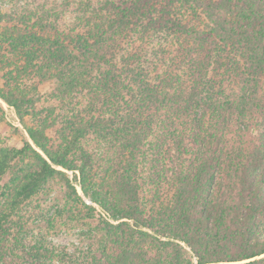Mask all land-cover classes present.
I'll list each match as a JSON object with an SVG mask.
<instances>
[{"label":"trees","instance_id":"obj_1","mask_svg":"<svg viewBox=\"0 0 264 264\" xmlns=\"http://www.w3.org/2000/svg\"><path fill=\"white\" fill-rule=\"evenodd\" d=\"M0 99V264L56 256L40 220L86 264H264V0H24Z\"/></svg>","mask_w":264,"mask_h":264},{"label":"rangeland","instance_id":"obj_2","mask_svg":"<svg viewBox=\"0 0 264 264\" xmlns=\"http://www.w3.org/2000/svg\"><path fill=\"white\" fill-rule=\"evenodd\" d=\"M23 1L24 0H0V9L2 12L8 11L14 6L19 7ZM0 104L4 110V116H0L1 145L19 148L24 144L25 140L31 142L20 124L14 109L2 99H0ZM77 188L79 193L83 196L79 187ZM83 198L87 203H90L87 197L83 196ZM48 200L50 199L48 198ZM27 228L28 232L23 233L24 238L28 240V242H26L27 244H33L34 242L35 244H42V246L50 248V251L56 255L52 257L51 260L46 259L43 261V264H86L85 251L89 240L80 233L81 231L79 228H69L62 225L60 221H56L55 231H51L52 228L49 227V224L46 221L41 222V220L27 226ZM13 252L20 253L17 248ZM11 254L12 256L9 261L10 264H14L13 262L16 261L14 256L16 255L13 253ZM60 259L62 260L60 261Z\"/></svg>","mask_w":264,"mask_h":264}]
</instances>
